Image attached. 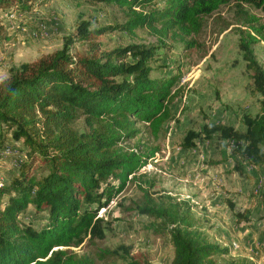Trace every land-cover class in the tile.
Listing matches in <instances>:
<instances>
[{
  "label": "trees",
  "instance_id": "1",
  "mask_svg": "<svg viewBox=\"0 0 264 264\" xmlns=\"http://www.w3.org/2000/svg\"><path fill=\"white\" fill-rule=\"evenodd\" d=\"M98 1L122 8L125 21L100 28H90V22L83 21L65 38L62 49L14 66L9 77L0 80V147L11 135L27 148L18 174L0 184V264H96L94 257L73 248L88 247L105 237L99 211L157 151L126 150L122 143L140 134L138 122L157 137L174 117L171 105L180 93L175 86L181 72L151 76L158 45L132 43L105 51L96 38L114 29L132 33L148 28L159 38L170 35L185 40L199 34L203 16L223 4H252L264 10V0ZM37 2L43 1L0 0V15L28 12ZM244 23L248 28L240 30V44L253 79L251 91L259 97V111L244 114V130L224 123L205 124L200 131L190 130L184 143L189 148L200 136H217V163L232 160L233 170L241 173L247 171L246 164L264 166V67L251 46L264 40V24L253 14ZM4 28L0 20V33ZM76 39L89 41V52L73 51ZM184 42L196 45L193 40ZM81 116L87 130L74 127ZM31 206L48 214L40 229L20 219ZM136 209L163 220L165 226L155 230L157 236H168L174 247L171 264H254L248 258L222 263L219 258L229 255L230 248L194 229L190 215L177 205H159L147 192ZM122 248L98 247L95 255L110 258Z\"/></svg>",
  "mask_w": 264,
  "mask_h": 264
},
{
  "label": "rangeland",
  "instance_id": "2",
  "mask_svg": "<svg viewBox=\"0 0 264 264\" xmlns=\"http://www.w3.org/2000/svg\"><path fill=\"white\" fill-rule=\"evenodd\" d=\"M42 1L28 12L0 15L5 27L0 33V80L9 77L12 67L62 49L65 38L83 21L90 22V28H100L126 19L122 8L98 0ZM242 6L229 2L204 15L199 34L185 36V40L196 42L192 47L170 35L159 38L148 28L132 33L114 29L95 39L105 51L132 43L158 45L151 76L181 72L175 86L180 93L171 105L174 117L165 123L163 132L154 137L145 123L138 122L140 134L122 143L126 150L157 151L126 188L99 211L105 221V237L88 247L73 248L94 257L96 264H171L174 247L168 236H157L155 230L165 226L163 220L136 209L147 192L159 205H177L188 213L193 228L209 241L229 247L230 254L219 258L222 263L229 258H248L254 264H264V166L246 164L247 171L241 173L233 170L232 160L218 164L217 136H200L194 146L184 145L190 130L200 131L205 124L216 123L244 130V114L259 111L240 30H247L244 22L252 14L264 24V10L252 4ZM88 42L76 39L72 50L89 52ZM251 46L264 67V40ZM74 127L87 130L85 117L77 119ZM26 158L23 141L9 135L0 147V184L10 182ZM20 219L40 229L48 214L31 206ZM121 245L125 248L119 255L102 259L95 255L98 247L113 250Z\"/></svg>",
  "mask_w": 264,
  "mask_h": 264
}]
</instances>
